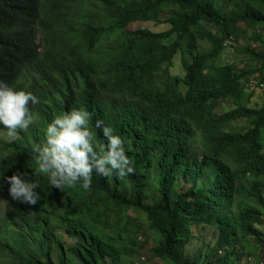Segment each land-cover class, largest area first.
I'll return each mask as SVG.
<instances>
[{
  "label": "trees",
  "instance_id": "1",
  "mask_svg": "<svg viewBox=\"0 0 264 264\" xmlns=\"http://www.w3.org/2000/svg\"><path fill=\"white\" fill-rule=\"evenodd\" d=\"M161 15L166 31L128 29ZM249 31L257 46L238 51L246 62L218 65L224 43ZM178 52L184 75L159 86L156 73ZM251 80L264 90V0H0V81L39 99L26 136L0 137V172L34 174L41 196L21 204L0 181L12 206L0 218V259L125 264L142 219L155 234L148 253L164 264H242L264 225V97L250 106ZM221 102L232 108L217 114ZM81 106L98 142L97 120L125 141L134 173L94 172L90 189L59 191L28 153L54 116ZM236 121L248 126L228 132ZM203 225L216 228L213 250L224 253L186 259Z\"/></svg>",
  "mask_w": 264,
  "mask_h": 264
},
{
  "label": "clouds",
  "instance_id": "2",
  "mask_svg": "<svg viewBox=\"0 0 264 264\" xmlns=\"http://www.w3.org/2000/svg\"><path fill=\"white\" fill-rule=\"evenodd\" d=\"M38 103L32 92L17 90L0 81V126L7 130L8 137L15 139L18 131H27L37 122L29 104ZM91 116L82 106L56 115L43 128V141L31 145L30 162L46 177L51 188L62 191L79 185L88 190L94 172L109 179H123L134 173L125 141L112 126L97 120L95 128L104 141L98 142L97 133L89 126ZM33 175L17 171L6 176L0 172V181L7 183L13 201L37 205L41 199L37 191L40 184L32 179Z\"/></svg>",
  "mask_w": 264,
  "mask_h": 264
},
{
  "label": "rangeland",
  "instance_id": "3",
  "mask_svg": "<svg viewBox=\"0 0 264 264\" xmlns=\"http://www.w3.org/2000/svg\"><path fill=\"white\" fill-rule=\"evenodd\" d=\"M166 15H161L160 21L157 23L154 22H135L132 23L128 29L136 30V29H148L153 32H163L168 29V25L163 24L164 20L166 19ZM251 32L249 31L246 35L241 38H238L234 41V47L226 48L220 58L217 61L218 65H228V64H237L242 65L246 62V58L238 51L245 50V48H255L257 43L250 42L249 36ZM186 61L190 62V56L187 53L183 54ZM181 56L182 52H178L172 60L171 65H163L158 70L155 76V83L159 86H163V84L168 83L171 77L174 76H183L184 69L181 65ZM253 95L251 98L250 106L256 107L261 105L263 97H264V90L257 89L253 91ZM232 106L228 105L227 103H220L219 106L216 108V113L221 114L228 110H230ZM248 126L246 121H236L231 126L227 128L228 132H236L245 129ZM28 131H20L23 136L28 134ZM19 135H16V138ZM0 137L7 141H12V139L8 137L7 133L0 131ZM262 139L264 140V133H262ZM11 205L5 199H0V218L7 213L11 209ZM132 215V214H131ZM133 216V215H132ZM141 225L140 228L135 230L132 240L136 238V245H132L128 243L129 247L134 248L133 255L131 258L124 257L122 258V262L125 264H164L163 262L153 259L150 257L148 250L153 246V238L155 234L152 231H149L148 224L144 222V220L140 219ZM261 231L262 237L261 240L255 241L250 240V248L251 252L250 255H247L242 264H250L254 261H261L264 256V225L258 227ZM60 235V239L64 242L65 245H69L71 241L65 236L64 233L61 231L58 232ZM217 238V230L213 226L203 225L201 226V231L197 233L194 238L190 241L189 245L185 250L186 259L197 260L201 259L206 255L211 254V259L215 260L219 256H221L224 251H215V241ZM130 242V240H129ZM212 250L214 252H212ZM212 252V253H211ZM5 260L0 259V264H4Z\"/></svg>",
  "mask_w": 264,
  "mask_h": 264
},
{
  "label": "built area",
  "instance_id": "4",
  "mask_svg": "<svg viewBox=\"0 0 264 264\" xmlns=\"http://www.w3.org/2000/svg\"><path fill=\"white\" fill-rule=\"evenodd\" d=\"M232 42L231 39L227 40L225 43H224V46L229 47L230 43ZM248 88L250 91H254L255 89H261L263 87L262 84H259L257 81H254V80H251L248 82L247 84ZM250 264H264V256H263V259L259 262V261H254Z\"/></svg>",
  "mask_w": 264,
  "mask_h": 264
}]
</instances>
